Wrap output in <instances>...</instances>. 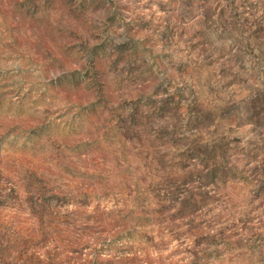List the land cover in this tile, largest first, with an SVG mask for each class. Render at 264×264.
<instances>
[{
  "label": "rangeland",
  "instance_id": "374dc122",
  "mask_svg": "<svg viewBox=\"0 0 264 264\" xmlns=\"http://www.w3.org/2000/svg\"><path fill=\"white\" fill-rule=\"evenodd\" d=\"M0 264H264V0H0Z\"/></svg>",
  "mask_w": 264,
  "mask_h": 264
}]
</instances>
